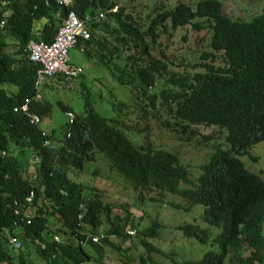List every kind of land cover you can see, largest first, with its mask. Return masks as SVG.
Returning <instances> with one entry per match:
<instances>
[{"label":"trees","instance_id":"obj_1","mask_svg":"<svg viewBox=\"0 0 264 264\" xmlns=\"http://www.w3.org/2000/svg\"><path fill=\"white\" fill-rule=\"evenodd\" d=\"M114 5V0H72L67 6L56 0H0V20L4 21L0 34L15 42L13 50H6L5 43L0 40V148L5 150V154L0 155V264H26L24 250L30 244L42 264L83 263L91 258L83 241L94 244V250L101 255L103 246L111 243L107 234L121 239L129 235L125 227L127 216L115 215L110 219L107 203H101L96 194L84 195V185L68 175L69 169H83L92 148L102 152L109 165L132 182L140 197L154 200L164 191L177 194L188 201V207L202 205L201 219L219 228L213 239L216 250L207 249L197 259L176 264H225L228 249L237 250L242 243L248 246V251L236 254L239 264H264V179L246 169L238 157L252 144L264 139V6L250 19L239 20L222 12L220 0H197L194 7L179 1L157 9L141 27L121 6L111 9ZM68 9L78 16H89V37L79 38L77 43L85 42L105 64L117 54L119 44H126L128 38L137 40L139 54L125 56L129 70L125 69L126 65L118 68L114 62L112 66L118 70L116 80L120 84L130 86L136 96L145 98V103L139 104L140 116L151 106L149 114L156 118L153 109L156 101L161 100L173 119L164 125L181 136L187 138L189 125H214L225 129L228 146H213L200 164L196 180L190 179L188 169L175 151L148 142L134 143L127 134V130H132L131 125L98 113L86 94L83 113L67 120L63 139L56 147L50 133L41 134V129L29 122L24 113L12 110L13 105L29 98V109L40 119L49 112L50 104L34 97L36 90L32 83L37 64L28 59L25 45L29 38L50 41ZM100 11L116 22L112 40L94 35L99 25L107 28L106 22L94 19ZM41 17L46 20L34 32L33 22ZM202 17L211 22V49L200 53V57H208V61L200 62L198 65L202 69L188 76L170 71L167 80L172 86L148 93L157 78L167 71V61L162 52L161 57L151 55L146 37L154 42L159 32H165L167 27L175 29L190 24L198 28V21L193 19ZM218 57L220 62L214 63ZM56 76L63 78L59 74ZM8 85L14 86V90H9ZM113 104L118 109L126 105L119 100ZM60 107L70 111L66 105L60 104ZM132 126L145 129L144 125ZM45 138L52 147L43 144ZM11 144L27 147L37 155V180L22 174L16 163L7 157ZM29 191L32 197L25 202ZM16 203L21 205L19 214L13 212ZM78 212H81L80 219L76 218ZM23 213L29 216L28 223ZM101 213L108 225L101 230L104 236L92 241L90 235L100 232L95 228L101 222ZM54 216L61 218L60 226L51 230L48 218ZM86 223L90 225L91 234L82 231ZM158 226L159 222L153 219L150 225L138 229L140 242L148 251L162 252L146 240L148 236L157 235ZM180 229L185 236L202 242L206 240L203 228L196 224L186 223ZM53 232L61 238L54 240ZM11 235L20 240L18 248L11 245ZM8 246L16 249V253ZM139 259L144 262L142 257ZM148 263L163 264L151 257Z\"/></svg>","mask_w":264,"mask_h":264},{"label":"rangeland","instance_id":"obj_2","mask_svg":"<svg viewBox=\"0 0 264 264\" xmlns=\"http://www.w3.org/2000/svg\"><path fill=\"white\" fill-rule=\"evenodd\" d=\"M186 2L192 7L197 0H114L115 7L119 5L124 13H130L141 27H144L157 9L175 5L177 2ZM222 12L231 19L248 20L259 13L264 6L263 0H220ZM114 7V8H115ZM102 15H95L99 22H106L107 28L99 25L94 29V35L104 36L112 40L115 34L116 22L101 11ZM198 21V28L186 24L175 29L166 28L165 32H159L154 42L148 41V49L151 55L161 57L167 61V71L157 78V82L150 91H157L160 88H170L172 85L167 80L169 72L173 71L179 75H191L196 70H201L200 62L208 61V57H200L202 51H209V39L211 34L210 21L206 18H195ZM33 27V26H32ZM0 40L5 43L6 50H13L15 42L8 36L0 34ZM126 44H119V51L110 57V62H101L92 48L85 46V42L67 49L68 59L74 64L82 67V72L73 78H61L53 76L47 78L40 86V99L50 104V110L42 116L39 124L45 131L51 134L53 143L58 146L63 139L64 128L68 126L67 117L60 104L69 107L72 116L82 114L84 111L83 96L87 95L92 107L98 113L115 119H122L132 130H127L129 138L134 143L148 142L153 146L165 147L177 153L181 163L188 169L189 177L196 180L200 169L199 166L213 150L214 145L223 148L228 146L225 138V129L214 125H189L190 132L187 138L175 132L164 122H171L172 114L161 100H157L153 109L156 118L149 114L151 106L145 105L148 111L140 116L139 104L145 103V98L136 96V92L126 84H120L116 80L117 68L125 66L127 71V60L125 56L129 53L138 55L137 40L127 39ZM79 46L82 50H79ZM220 62L218 57L214 63ZM123 101L126 105L120 109L114 106L115 101ZM113 102V103H112ZM67 111V110H66ZM134 123V124H133ZM135 127L145 126V129L138 130ZM119 126V125H118ZM121 127V126H120ZM7 157L13 160L19 167L22 174L30 179H38V157L27 147L10 145L6 152ZM244 167L251 172L258 174L264 179V139L248 147L244 154L238 155ZM254 157V158H253ZM70 178L79 181L84 185L83 194H96L101 203L109 206V218L115 215L121 218L128 217L126 226L129 235L123 237H111V243L103 246L101 255L94 250V244L83 241V247L90 251L91 258L84 260L81 264H149L148 258H152L163 264H176L178 261L199 258L207 249H217L213 241L219 228L211 226L201 219L203 206L194 204L187 206L188 201L177 194L162 192L158 199H148L147 196L140 197L132 182L121 174L117 173L110 165L102 152L96 148L90 150V159L84 161L83 169L76 171L67 170ZM181 186H188L180 183ZM154 193V191H153ZM101 222L95 230H105L108 221L104 213H101ZM59 216L48 218V228L55 230L60 226ZM159 222L156 236H148L146 240L158 247L162 252L148 251L140 242L141 234L138 229L150 225L152 220ZM186 223L196 224L202 227L206 235L204 242L193 236L182 234L180 226ZM83 225V223H82ZM131 225V226H129ZM89 224H85L82 231L91 234L88 230ZM134 227V228H133ZM135 229V232H134ZM17 230V229H16ZM262 232L264 234V222ZM58 239L60 235L57 232ZM49 236L51 234H48ZM74 241V239H73ZM76 241V240H75ZM116 245V247L112 246ZM30 244L24 250L26 264H42L37 253ZM10 251L16 253V249ZM248 246L242 243L239 249L229 248L224 256L225 264H239L237 253H247ZM98 255V256H97ZM142 257L144 262L140 261Z\"/></svg>","mask_w":264,"mask_h":264},{"label":"built area","instance_id":"obj_3","mask_svg":"<svg viewBox=\"0 0 264 264\" xmlns=\"http://www.w3.org/2000/svg\"><path fill=\"white\" fill-rule=\"evenodd\" d=\"M58 3L67 6L71 3L72 0H56ZM113 6L111 9H115ZM99 16L102 15L101 11L98 13ZM89 16H78L74 10L68 9L63 17L62 22L57 25L52 39L50 41L43 40H34L29 38L26 42V51L27 57L31 61L37 64V67L34 71L33 87L36 90L34 97H40V86L46 81L47 78L56 76L57 74L61 75L63 78H73L78 76L82 72V67L78 64H74L69 61L67 49L77 43L79 38L87 39L89 37V30L87 26ZM3 19L0 20V25L3 24ZM79 50H82V47L79 46ZM29 98H24L20 103L13 105V111H20L24 113L29 122L37 125L41 129V134H47L39 124L41 119L39 115L30 110L28 107ZM64 114L67 117L68 121L72 119V112L65 111ZM68 135V132L66 133ZM43 144L48 147H52L48 138L43 140ZM5 150L0 148V155H4ZM37 156V155H36ZM32 197V191H29L25 196L24 201L28 202ZM14 207L13 212L15 214L21 213L20 204ZM23 210V209H22ZM24 214L25 223L29 222V216L26 213ZM76 218H81V212L76 214ZM127 232H132V230H127ZM104 236V232H99L98 234L90 235L92 241H99L101 237ZM115 237L114 234H107V238ZM54 240H57L58 237L56 234L52 235ZM9 241L14 248L20 246V240L16 236H9ZM74 264H81L76 262Z\"/></svg>","mask_w":264,"mask_h":264},{"label":"crops","instance_id":"obj_4","mask_svg":"<svg viewBox=\"0 0 264 264\" xmlns=\"http://www.w3.org/2000/svg\"><path fill=\"white\" fill-rule=\"evenodd\" d=\"M46 19L44 17H41L39 20H36L33 22V27H32V30L34 32H37L38 29L40 28V26L43 24V22L45 21ZM9 90H14V86L12 85H8L7 87Z\"/></svg>","mask_w":264,"mask_h":264},{"label":"clouds","instance_id":"obj_5","mask_svg":"<svg viewBox=\"0 0 264 264\" xmlns=\"http://www.w3.org/2000/svg\"><path fill=\"white\" fill-rule=\"evenodd\" d=\"M115 6V5H114ZM116 8V7H115Z\"/></svg>","mask_w":264,"mask_h":264}]
</instances>
